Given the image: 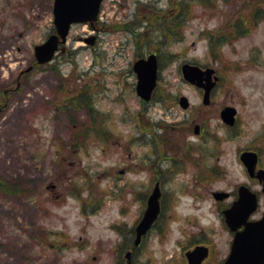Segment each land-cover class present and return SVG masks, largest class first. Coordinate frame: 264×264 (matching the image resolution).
Segmentation results:
<instances>
[{
    "label": "rangeland",
    "instance_id": "374dc122",
    "mask_svg": "<svg viewBox=\"0 0 264 264\" xmlns=\"http://www.w3.org/2000/svg\"><path fill=\"white\" fill-rule=\"evenodd\" d=\"M178 1L105 0L95 28L73 25L57 58L39 69L34 49L53 33L54 0H0V175L22 186L19 194L0 191V264H125L159 167L166 169L160 181L169 209L136 249L134 264H183L185 245L204 227L220 229L225 243L211 200L201 202L193 186L201 168L194 126L215 137L207 147L217 154L207 162L227 174L213 188L244 181L238 148L264 147V66L253 61L264 60V23L233 35V4L244 0H194L183 36H172ZM237 9L240 20L251 12ZM137 43H144L139 54ZM158 44L163 63L154 93L163 100L143 103L133 64ZM187 60L217 71L209 105L183 78ZM84 84L95 94L100 123L87 107L64 105ZM227 105L238 109L235 132L220 118ZM95 123L102 134L85 136Z\"/></svg>",
    "mask_w": 264,
    "mask_h": 264
},
{
    "label": "water",
    "instance_id": "95a60500",
    "mask_svg": "<svg viewBox=\"0 0 264 264\" xmlns=\"http://www.w3.org/2000/svg\"><path fill=\"white\" fill-rule=\"evenodd\" d=\"M103 0H54L53 14L55 33L48 39L35 46V58L38 64H46L53 60L59 46L67 40L72 24L90 23L93 24L100 12ZM89 42V41H88ZM158 57L150 54L147 58L138 59L133 66L138 81L136 86L137 94L141 99L150 101L155 89L158 78ZM215 70L208 68L202 69L199 66L184 64L182 74L184 79L198 88L204 89V104L210 102V94L216 85L218 78L214 76ZM182 107H188V99L181 98ZM236 109L227 106L221 111V118L224 123L234 125ZM199 127L196 126V132ZM242 161L251 172L256 163V154L244 152L241 156ZM258 177L264 181V171L259 172ZM161 192L159 184L155 186L147 202V208L136 227L135 245L138 246L141 239L151 229L160 212ZM258 207V200L255 193L248 188L241 187L240 200L227 213V221L233 230H236L241 223L245 224L242 233H236L231 255L226 264H264V216L257 221L248 222ZM201 248H196L189 254L190 264H199L198 253ZM126 264H133L132 252L128 251L125 255Z\"/></svg>",
    "mask_w": 264,
    "mask_h": 264
},
{
    "label": "flooded vegetation",
    "instance_id": "af4514ba",
    "mask_svg": "<svg viewBox=\"0 0 264 264\" xmlns=\"http://www.w3.org/2000/svg\"><path fill=\"white\" fill-rule=\"evenodd\" d=\"M208 1V2H207ZM206 2L208 4L211 3L212 0H207ZM180 3H175L173 6H175V9L177 7L178 10V14L171 18V24L169 25V27L171 28L169 31H174V33H172V35L174 36H183L184 33H182V29L185 27V25L187 24V19L188 16L191 14V7H189L190 4H192L194 2V0H191L189 2V0H180L178 1ZM179 4V6H178ZM242 4V5H240ZM240 6L237 7V4L234 5L233 4V18L228 22L230 23V27H231V34H239L240 31H245L246 33L250 32L251 30H253L254 28H257L258 26H260V23H264V0H244L243 2H240ZM172 6V7H173ZM192 6V5H191ZM179 7V8H178ZM242 9L241 11H248L250 10L251 12H249L247 14V16L244 17V20H240L238 19V9ZM174 9L171 8V12L173 13ZM177 12V11H176ZM173 16V14H172ZM95 28V27H94ZM175 32L177 35H175ZM181 32V33H180ZM232 36V35H230ZM177 37V38H179ZM176 38V37H175ZM173 38V39H175ZM95 39V38H94ZM180 40V39H177ZM151 53L150 51L147 53V55ZM253 55V54H252ZM259 56V55H258ZM138 57H142V56H138ZM143 57H145V55H143ZM255 59L256 55L253 56ZM260 58V57H259ZM255 63H257L258 65H262L264 66V60H253ZM185 63H190V64H196V65H200L203 68H208L211 66H208V64H200L197 61H193V60H187V62ZM178 102L180 103V97H178ZM176 99V98H175ZM159 101L163 100L162 98L158 99ZM156 100V101H158ZM156 104H158L156 102ZM160 105H164L160 104ZM165 109V113L167 114L169 112V109L164 108ZM238 123H239V117L237 119V123L235 126L233 127H227L229 132L232 131H236V128L238 127ZM198 125L200 127L199 132L195 135L198 136V138L200 139V142L194 143L195 145H192V147L197 148L199 157L201 158V161L199 165H201L200 168V174H196L197 178H199V180H206L207 182L204 183V187H202V185L200 184V181H195L196 183L193 185L195 187H197L198 190H202V194H201V202H204L206 199H210L211 200V205L210 207L212 208L211 212L214 213L216 216V223L219 226V228L223 229L227 235L226 241L225 243L222 245L220 244L219 239L217 238V233L216 230H214V227H204V229L200 230V234H199V238L194 239L193 243H188L187 245H185L184 248V254H183V264H190V259H189V253L191 251H193L196 247H200L202 248V251L199 253V258H200V264H226L230 253H231V248H232V244H233V240H234V236L236 234L235 231H233L229 225L226 222V216H225V212L228 211L229 209L232 208V206L235 204V202L238 201L239 196H240V187L241 186H246L249 189H251L252 191H254L258 197H259V202H260V206L258 211L250 218V219H259L260 216H262L264 214V209L261 208V204H263V198H264V192L262 191L263 189V182L260 181V179L257 177V173L259 170H264V147L263 146H259L258 143L257 144H250L249 146H246L244 148H238L237 150V160L239 161L240 165L242 166V171L244 172V181L242 182H238V183H234L231 187L229 188H223V187H218V188H213V186L215 184H217L218 182H221L223 179H225V177L227 176L225 170H224V166L220 165V164H213V160L207 162L208 158L213 159L214 156L216 157V149L212 152H209L210 150L208 149V145L215 143V145L217 144L216 141H212V135L211 137L208 138V134L209 132H207V130L205 131V129L202 128V126L200 124H195V126ZM194 126V128H195ZM158 128L160 129V127L158 126ZM157 131L154 130V132H152L153 135V139L156 143L157 137L158 135L155 134ZM264 133V129L262 131ZM162 133V132H161ZM164 133V132H163ZM264 135V134H263ZM212 141V142H211ZM262 142H264V138L263 140H261ZM188 143V142H187ZM191 144H193V142H190ZM206 146V147H205ZM244 151H249V152H253L256 153L257 155V163L255 166V171L253 173V175L251 173L248 172L247 168L244 166V164L241 161V154ZM220 157H217V159L219 160ZM169 160V158L167 159ZM172 159H170L171 161ZM217 160V161H218ZM176 159L174 158L171 161L172 164V168L170 169L171 171L176 167ZM208 163H211L210 167L205 170L203 168V165H206ZM207 166V165H206ZM160 172L159 170L157 171L158 173H155L157 175H155L156 178V182H159L160 187H161V198H160V215L158 217V219L156 220V222L154 223L152 229L156 226L157 223H162L163 222V217H164V213L168 211L169 206L166 203V199H165V192L163 191L162 188V183H161V173H164V171L166 169L160 168ZM168 170V169H167ZM202 175V176H201ZM209 177V178H208ZM207 178V179H206ZM207 190V191H206ZM206 191V192H205ZM192 196V194H191ZM194 197V203L195 204H199L200 203V192H198L197 194L193 195ZM262 209V210H261ZM262 214V215H261ZM135 227L132 228V236H133V241L135 238ZM245 229V225H241L238 228V232H243ZM133 250V254H135L136 249H132Z\"/></svg>",
    "mask_w": 264,
    "mask_h": 264
},
{
    "label": "trees",
    "instance_id": "16d2710c",
    "mask_svg": "<svg viewBox=\"0 0 264 264\" xmlns=\"http://www.w3.org/2000/svg\"><path fill=\"white\" fill-rule=\"evenodd\" d=\"M155 23L158 24L160 22L156 21ZM162 24H163V26H165L166 25V21L162 22ZM166 36H168V34ZM143 44L144 43H137V47H140V49H138L139 51H137L138 54L142 50L141 49V46ZM161 47L162 46L158 44V47H157V51L156 52L159 53V58L161 60V65H162L163 61H162V50H161ZM36 67H38L40 69L43 66H37L36 65ZM156 95H157V93H155V96L154 97H156ZM95 104H96L95 94H94L93 91H91V88L89 87L88 84H84L81 87V89L79 90V92H77V95L76 96H74L71 99L68 98L64 102V105H68V106L70 105V106H76V107H81V106L87 107L90 110V112L92 113L93 120L95 122H99L100 123V122H102V115H100V116L99 115H96V111L97 110L95 108ZM99 126L100 125H97L96 124L95 125V129L93 128L91 130H84V135L87 136L89 134H102L100 132L103 131V129H99L98 128ZM0 191L3 192V193H5V194H8V195L19 194V193L22 192L21 181L15 180V179L14 180L6 179V178H4L3 176L0 175ZM121 250H122V248H121Z\"/></svg>",
    "mask_w": 264,
    "mask_h": 264
}]
</instances>
